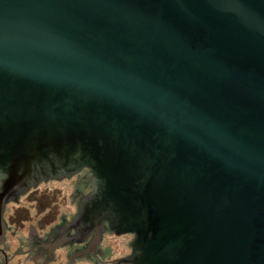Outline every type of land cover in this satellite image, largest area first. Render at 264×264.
Segmentation results:
<instances>
[{"label":"water","instance_id":"1","mask_svg":"<svg viewBox=\"0 0 264 264\" xmlns=\"http://www.w3.org/2000/svg\"><path fill=\"white\" fill-rule=\"evenodd\" d=\"M81 170L115 264H264V0H0V218Z\"/></svg>","mask_w":264,"mask_h":264},{"label":"rangeland","instance_id":"2","mask_svg":"<svg viewBox=\"0 0 264 264\" xmlns=\"http://www.w3.org/2000/svg\"><path fill=\"white\" fill-rule=\"evenodd\" d=\"M79 173H83V170ZM83 176L71 175L68 178H62L59 180L48 179L40 183L35 189L34 201H29V197L20 196L18 204V210L15 211L13 217L16 225H12V229L16 230L8 232L5 239L9 246L7 256V264H32L30 261L29 247L22 246L17 247L16 239H18V244L31 242L34 239V235L29 231L30 227L36 228L37 233H42L48 229V227L59 221L60 216L65 218V221H70L75 214L77 206V197L73 198V193L75 185L74 183L83 184L81 179ZM23 194V193H22ZM20 194V195H22ZM41 194H45L41 196ZM36 199V201H35ZM32 203V204H31ZM32 205V207H31ZM45 205H49L48 209L41 212ZM14 206H9V210ZM31 207V209H30ZM45 218L50 221V225L40 231L39 224L40 221ZM131 234H120L115 235L112 232L105 231L102 233L98 246L102 251H105V255L102 257L105 260L114 261L115 259L127 254L129 252V242L131 241ZM55 260L46 264H68L71 257L68 255L69 250L62 246V249H56L54 252ZM84 257L85 254H82ZM36 263L40 264L41 261L36 259ZM72 264H91V261L85 258H79L73 261Z\"/></svg>","mask_w":264,"mask_h":264},{"label":"flooded vegetation","instance_id":"3","mask_svg":"<svg viewBox=\"0 0 264 264\" xmlns=\"http://www.w3.org/2000/svg\"><path fill=\"white\" fill-rule=\"evenodd\" d=\"M85 172L86 170H83V173L78 172L74 174V175H79V177L83 176L81 178L83 180L80 181L84 182V184L74 183L75 188L73 193H75V195L73 194V198L77 197V200L83 194L91 190V184L89 183L88 180H85L84 178ZM42 182L43 181H40L36 186L30 187L22 195H19L16 198V200H9L4 204L0 218V264H7V260L9 259V257L7 256L9 246L6 242L5 237L8 234V232L13 233L16 230V228L12 229V225L13 226L16 225V222L12 220L15 215L14 212L17 211L19 208L17 203L19 202L20 196H27L29 197V201L33 202L36 192L35 189ZM42 195L45 196V194H41V196ZM10 205L14 206L11 208V210H9ZM47 206L49 205H45L42 209H40V211L44 212L45 209L49 208ZM65 220H66L65 218H62V216H60L59 221L57 223L48 227L46 231L40 234L37 233L36 228L30 227L29 231L31 232V234L34 235V239L32 240V243L28 242L25 243L24 245L22 243L18 244V239H16L17 242L16 248L18 249L22 246L29 247L30 261L32 262V264H37L36 259L41 261L40 264H46L51 261H54L55 255L53 252L56 249H62V246L66 247L67 250H69L68 255L66 254V256L71 257L70 262L68 264H72L73 261L78 260L80 257L85 258L88 261H91V264H115V262L113 261H111L110 263L109 261L102 258L105 255V251H102L100 249V247L97 245L99 241H96L92 234L89 235L82 242H76L74 240H70V237L72 236L74 231L72 229L70 230L65 229L66 224L69 222ZM46 225H50V221L43 218L39 224L40 231H42L46 227ZM105 231L107 232L108 230L105 228L102 233H104ZM82 254H85V256L83 257Z\"/></svg>","mask_w":264,"mask_h":264},{"label":"trees","instance_id":"4","mask_svg":"<svg viewBox=\"0 0 264 264\" xmlns=\"http://www.w3.org/2000/svg\"><path fill=\"white\" fill-rule=\"evenodd\" d=\"M85 180H87V179H85ZM83 184H84V182H83Z\"/></svg>","mask_w":264,"mask_h":264}]
</instances>
